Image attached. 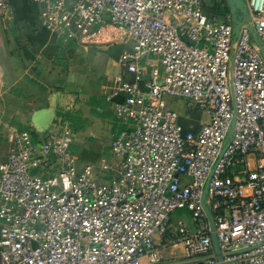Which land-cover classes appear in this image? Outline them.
<instances>
[{
    "label": "built area",
    "instance_id": "built-area-1",
    "mask_svg": "<svg viewBox=\"0 0 264 264\" xmlns=\"http://www.w3.org/2000/svg\"><path fill=\"white\" fill-rule=\"evenodd\" d=\"M32 1L66 41L126 36L129 77L109 94L121 125L110 181L78 166L66 121L49 138L12 132L0 264H264V56L249 30L264 47V0H244L250 20L236 40L231 12L208 11L219 0ZM173 98L194 111L181 115Z\"/></svg>",
    "mask_w": 264,
    "mask_h": 264
},
{
    "label": "crops",
    "instance_id": "crops-1",
    "mask_svg": "<svg viewBox=\"0 0 264 264\" xmlns=\"http://www.w3.org/2000/svg\"><path fill=\"white\" fill-rule=\"evenodd\" d=\"M41 10L32 0H7L0 16V163L14 130L28 129L39 140L66 121L75 134L71 148L81 151L75 155L78 166L93 164L99 181H110L117 159L110 158L103 137L108 134L110 146L121 125L114 111L118 98L109 94L129 77L120 57L132 43L125 45L126 36L113 42L66 41L42 25ZM101 158L111 166L107 171L97 164Z\"/></svg>",
    "mask_w": 264,
    "mask_h": 264
},
{
    "label": "water",
    "instance_id": "water-1",
    "mask_svg": "<svg viewBox=\"0 0 264 264\" xmlns=\"http://www.w3.org/2000/svg\"><path fill=\"white\" fill-rule=\"evenodd\" d=\"M226 1H227L229 10L232 14V19L234 23V29H233L234 39L236 40L240 35L241 27L243 26V24H245L246 22L250 20V15H249V12H248V9H247V6L244 0H226ZM249 30L251 31L254 41L259 46L262 55L264 56V47L262 46V42L259 39L258 35L256 34L252 25H249ZM234 124H235V119H233L232 121L231 130L234 128ZM229 136H231V132L229 133ZM207 186H208V183L204 190V198L207 193ZM205 210L211 222V229L214 230L215 225H214L212 213L210 212L209 208L206 205H205ZM212 240H213L215 250L219 253L218 241H217V238L214 232L212 233Z\"/></svg>",
    "mask_w": 264,
    "mask_h": 264
},
{
    "label": "rangeland",
    "instance_id": "rangeland-1",
    "mask_svg": "<svg viewBox=\"0 0 264 264\" xmlns=\"http://www.w3.org/2000/svg\"><path fill=\"white\" fill-rule=\"evenodd\" d=\"M210 5H211V4H209V6H208V11L211 10ZM219 6H220V5H218L217 10L220 9ZM213 7H214V6H213ZM221 18H223V16H221ZM124 42H126V43H125V45H126L128 42H130V40L127 39V41H124ZM123 47H125V46L123 45ZM145 60H146V59H145ZM186 103H188L187 100H186ZM184 104H185V102L183 101L182 98H181L180 101L174 102L175 107H177V108L180 109L181 111L184 110V107H185ZM195 116H196L197 118L202 119V120H206V119H207V116H206L204 113H202V112H198L197 115L195 114ZM103 138H104L105 142H107V149H106V151H107L108 154L111 156L110 158H112V154H111L110 146H108V138H109L108 134L104 135ZM70 150H71V152H72L74 155L81 156V151H80L79 148H77V147H73V146H72V148H71ZM104 158H106V157H104ZM104 158H101V159L99 160V163H97V164L99 165L100 162H101V160L104 159ZM110 158H106V159H110ZM179 212H180V211H176L175 213H173V216H176V217H177V216H183V217H185V218L188 217V212L183 211V212H181L182 215H179V214H180Z\"/></svg>",
    "mask_w": 264,
    "mask_h": 264
},
{
    "label": "trees",
    "instance_id": "trees-1",
    "mask_svg": "<svg viewBox=\"0 0 264 264\" xmlns=\"http://www.w3.org/2000/svg\"><path fill=\"white\" fill-rule=\"evenodd\" d=\"M218 5H220V6H219V7H220L219 10H217ZM211 11H215V13H217V14H219V15H221V16H223V15H225V14H227V13L230 12L226 0H219V3H218L216 6H214V7L211 9ZM180 100H181V99L173 98V102H172V107H173V109H175L176 111H178L181 115H186L187 113H191V111H192V112L194 111L193 109H190V108L188 107V103H186V100H183V101L185 102V104H184V106H185V107H184V111H179L178 108L175 107V106L173 105V103H174L175 101H180Z\"/></svg>",
    "mask_w": 264,
    "mask_h": 264
}]
</instances>
